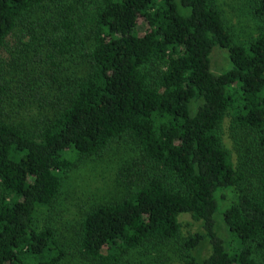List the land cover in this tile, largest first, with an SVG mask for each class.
<instances>
[{
    "label": "trees",
    "instance_id": "obj_1",
    "mask_svg": "<svg viewBox=\"0 0 264 264\" xmlns=\"http://www.w3.org/2000/svg\"><path fill=\"white\" fill-rule=\"evenodd\" d=\"M249 4L259 34L239 42L217 0H0V264L64 262L38 211L117 142L143 168L124 198L84 218L80 252L93 264L176 242L183 214L205 231L184 242L183 264H264V0ZM215 48L231 64L220 75Z\"/></svg>",
    "mask_w": 264,
    "mask_h": 264
},
{
    "label": "rangeland",
    "instance_id": "obj_2",
    "mask_svg": "<svg viewBox=\"0 0 264 264\" xmlns=\"http://www.w3.org/2000/svg\"><path fill=\"white\" fill-rule=\"evenodd\" d=\"M250 0H217L224 16L233 27L237 40L247 42L259 34L260 25L251 12ZM145 24L140 23L139 31L143 33ZM0 63H9L8 53L0 57ZM4 61V62H3ZM9 65L4 67L7 69ZM231 67L227 50L215 48L211 55V71L220 75ZM4 75L0 72V76ZM225 146L230 150L235 161L237 147L232 138L230 122L223 124L222 133ZM249 143V142H247ZM245 145L244 141L239 143ZM143 168L141 156L129 143H112L109 148L92 158L80 161L69 173L62 193L53 206L41 208L38 211V225L40 230L47 225L57 234L60 244L68 251V256L62 264H93L92 260L81 254L80 228L86 215L97 205L116 202L128 194V187L137 181V175ZM181 224L180 238L174 243L158 249L149 250V255L142 258V252L130 262L132 264H183V244L197 233H205L203 223L195 220L190 214H183L179 218ZM215 229L226 247L232 243V237L221 215L215 217ZM212 247L208 240L192 252L198 259L203 260L211 255Z\"/></svg>",
    "mask_w": 264,
    "mask_h": 264
}]
</instances>
